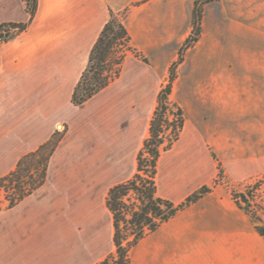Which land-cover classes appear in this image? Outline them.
<instances>
[{"label": "crops", "instance_id": "1", "mask_svg": "<svg viewBox=\"0 0 264 264\" xmlns=\"http://www.w3.org/2000/svg\"><path fill=\"white\" fill-rule=\"evenodd\" d=\"M197 1L38 0L25 29L0 44V177L53 134L61 137L45 182L0 210V264H98L115 251L107 192L136 173ZM256 1L216 0L203 7V17L206 8L224 11L226 5L248 25L232 22L255 34L257 12L264 15V0L258 8ZM111 14L122 21L137 55L128 54L113 82L75 106L73 90ZM28 19L23 0H0V25ZM196 47L186 51L181 68ZM244 61L243 80L222 63L200 84L183 81L180 73L173 80L169 98L183 112V128L157 161L156 196L179 204L203 186L209 191L146 233L129 250L128 264H264V237L217 182L207 140V105L215 98L224 145L264 146V69L254 50ZM252 78L262 88L241 90ZM59 125L64 132H56ZM219 162L230 180L264 174V155ZM260 218L264 226V214Z\"/></svg>", "mask_w": 264, "mask_h": 264}, {"label": "trees", "instance_id": "2", "mask_svg": "<svg viewBox=\"0 0 264 264\" xmlns=\"http://www.w3.org/2000/svg\"><path fill=\"white\" fill-rule=\"evenodd\" d=\"M214 1L216 0H199L195 3L192 31L185 40L183 49L190 48L198 41L202 7ZM23 2L29 15L28 22L20 25H0V38L3 29L10 28L21 31L32 20L38 0H23ZM4 32L6 35L7 30ZM129 53L137 55L130 44V37L122 21L111 14L89 53L88 64L73 90L72 104L75 106L83 104L113 82L119 76L123 62ZM173 80L174 70L171 67L169 81L158 95L157 107L149 125V136L143 142L136 157V173L130 180L112 186L107 192L105 205L112 215V241L115 251L99 264H128L129 250L146 233L155 230L160 224L196 202L209 191L206 186H203L179 204L156 196L157 161L161 152L171 148L183 128L182 111L179 107L175 106L176 110L172 113V119L169 120L165 117L166 108L163 106V102L171 93ZM168 128L170 129L168 132L170 138L165 144L163 132ZM60 138L59 134H53L35 151L24 155L11 172L0 177V189L2 190L3 187L1 183H7L12 190L10 199L6 200L7 208L30 195L45 182L49 159ZM232 198L241 209L250 215L255 223L256 231L264 237V226L261 224L260 218L264 214V210L263 213H258L252 209L250 201L244 193L233 194Z\"/></svg>", "mask_w": 264, "mask_h": 264}, {"label": "rangeland", "instance_id": "3", "mask_svg": "<svg viewBox=\"0 0 264 264\" xmlns=\"http://www.w3.org/2000/svg\"><path fill=\"white\" fill-rule=\"evenodd\" d=\"M262 4V0H257V8ZM205 6V5H204ZM203 6V7H204ZM203 7L202 15L200 20V35L198 41L191 45L188 49H181L179 53L177 62L172 66L174 70V79L181 74L183 81H186L188 77L192 79L193 83L200 84L205 80L206 77L212 75L216 70V64H223V67L227 70H234L241 76V80L244 79L243 75L247 74V66L244 64V60L251 56L253 50L256 52V58L259 60L260 69H264V15L263 13L257 12L256 21V33L253 34L251 31L238 28L232 21L240 24L248 25L247 19L233 18L228 7L225 5L224 11H219V9L213 5L206 8L203 17ZM6 29V28H5ZM9 38H11V33L9 32ZM198 43V44H197ZM197 45L196 49L190 52L188 55L186 64L184 67H180L184 60L186 51ZM192 50V49H191ZM236 51L237 55H233L232 51ZM131 54V53H129ZM181 59V60H180ZM180 60V63H179ZM238 75V76H239ZM246 77V76H245ZM257 79V77H256ZM211 85L214 86V83ZM209 86V88L211 87ZM262 84L256 82L253 85V78L250 82L246 81L240 84L241 90H247L249 87L253 89H261ZM172 87V86H171ZM247 98H245L246 100ZM163 106L166 108L165 117L167 119H172V113L175 112V106L179 107L174 99L169 97L164 100ZM180 108V107H179ZM181 109V108H180ZM195 109V108H194ZM198 110V109H197ZM218 107L215 102V98H209L207 105V120L209 123V131L207 135V140L212 145L210 146L211 156L213 160L217 162V182L225 185L229 190L231 196L236 193H244L246 197L250 200V192L263 183L259 191L256 193V199L254 205H251L252 209L258 213H263L264 210V174H258L256 176L247 177L240 180H230L224 175V169L219 158L225 160H233L235 158L247 159L250 155L263 156L264 146H227L224 145L222 139V130L216 128V112ZM182 111V110H181ZM183 117V112H182ZM64 126H58L56 132H64ZM168 130H164L163 137L164 143L166 144L170 138ZM261 180V182H257ZM256 183V184H255ZM2 190L0 189V210L5 209L7 203L12 194L11 186L7 183H1ZM250 187L251 188L250 190ZM2 204V205H1ZM252 211V210H250ZM114 253V252H113ZM111 253L110 255H112ZM108 255V256H110ZM107 256V257H108ZM106 257V258H107ZM105 258V259H106ZM113 259V258H112ZM113 261V260H112ZM129 261V260H128ZM99 264V263H98Z\"/></svg>", "mask_w": 264, "mask_h": 264}, {"label": "built area", "instance_id": "4", "mask_svg": "<svg viewBox=\"0 0 264 264\" xmlns=\"http://www.w3.org/2000/svg\"><path fill=\"white\" fill-rule=\"evenodd\" d=\"M4 30H7V33H6V35H5V32H4ZM14 30H17V29H10V28H6V29H3V31H1V38H0V44H2V43H4V42H6V41H8V37H9V32H12V31H14ZM262 180V179H261ZM261 180L259 179V181H257V182H261ZM256 184V183H255ZM263 183H261L260 185H262ZM258 186V188H255L253 191H251L250 192V195H251V198H250V205H254V203L256 202L255 201V199H256V193L259 191V188H261V186ZM251 188H253V187H250V190H251Z\"/></svg>", "mask_w": 264, "mask_h": 264}]
</instances>
